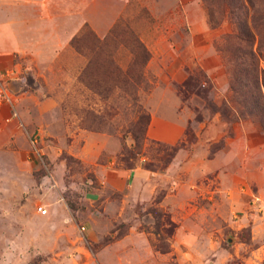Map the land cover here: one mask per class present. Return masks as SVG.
Instances as JSON below:
<instances>
[{
  "label": "rangeland",
  "instance_id": "rangeland-1",
  "mask_svg": "<svg viewBox=\"0 0 264 264\" xmlns=\"http://www.w3.org/2000/svg\"><path fill=\"white\" fill-rule=\"evenodd\" d=\"M230 32L203 0H97L48 87L27 57L2 62L0 264H264V133L217 112Z\"/></svg>",
  "mask_w": 264,
  "mask_h": 264
},
{
  "label": "trees",
  "instance_id": "trees-1",
  "mask_svg": "<svg viewBox=\"0 0 264 264\" xmlns=\"http://www.w3.org/2000/svg\"><path fill=\"white\" fill-rule=\"evenodd\" d=\"M208 25L218 29L224 24L231 32L215 42L230 80V95L218 107L229 123L251 119L264 133V0H203ZM138 46L141 45L138 43ZM201 73L189 76L181 92L201 91ZM136 91V89H132ZM173 147H162V157H173Z\"/></svg>",
  "mask_w": 264,
  "mask_h": 264
},
{
  "label": "crops",
  "instance_id": "crops-1",
  "mask_svg": "<svg viewBox=\"0 0 264 264\" xmlns=\"http://www.w3.org/2000/svg\"><path fill=\"white\" fill-rule=\"evenodd\" d=\"M96 1L0 0V65L6 60V63L14 66L16 57H27L48 87L51 85L48 74L57 71V61L65 53L74 55L70 52L71 41L79 31L81 7L95 4ZM15 71L11 68L6 72ZM63 71L79 72L74 67L67 66H63ZM76 80V78L73 79V81ZM45 99L47 104L59 103V99L54 96ZM44 111L47 112V110H41V113ZM153 120L158 118L155 117ZM166 120L169 121L168 124L173 128V132L171 134L170 131L169 133L159 131L158 136L164 137L160 139L174 145L182 138L185 120L176 117V114L172 119ZM30 127L32 129V126ZM42 131L45 132L44 126H40V132ZM154 135L152 133L151 137H155Z\"/></svg>",
  "mask_w": 264,
  "mask_h": 264
},
{
  "label": "built area",
  "instance_id": "built-area-1",
  "mask_svg": "<svg viewBox=\"0 0 264 264\" xmlns=\"http://www.w3.org/2000/svg\"><path fill=\"white\" fill-rule=\"evenodd\" d=\"M38 211L41 213V215H46L48 213V210H46L44 207H39ZM85 227L83 226L81 228L82 231H85Z\"/></svg>",
  "mask_w": 264,
  "mask_h": 264
}]
</instances>
